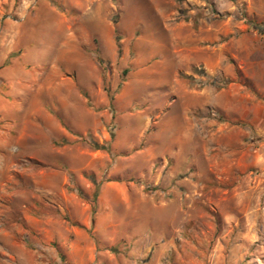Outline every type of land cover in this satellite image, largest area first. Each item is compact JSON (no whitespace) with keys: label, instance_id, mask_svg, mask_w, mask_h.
Wrapping results in <instances>:
<instances>
[{"label":"rangeland","instance_id":"374dc122","mask_svg":"<svg viewBox=\"0 0 264 264\" xmlns=\"http://www.w3.org/2000/svg\"><path fill=\"white\" fill-rule=\"evenodd\" d=\"M63 41L84 126L0 264H264V0H0V67Z\"/></svg>","mask_w":264,"mask_h":264},{"label":"crops","instance_id":"0c3cea01","mask_svg":"<svg viewBox=\"0 0 264 264\" xmlns=\"http://www.w3.org/2000/svg\"><path fill=\"white\" fill-rule=\"evenodd\" d=\"M186 44L187 53L180 59L183 68L198 63L208 70L218 66L209 55L199 56L198 40ZM25 51L0 67V82L5 87L0 91V238L9 240L15 239L19 224L34 218V197L52 195L55 184L59 192L60 178L64 180L62 171L37 170L28 161L56 158L60 142L84 126L74 106L81 102V80L65 74L75 70L76 61L83 62L81 46L63 41L57 54L44 64L27 58ZM10 147L16 151L10 153ZM12 158L15 165L9 166Z\"/></svg>","mask_w":264,"mask_h":264}]
</instances>
